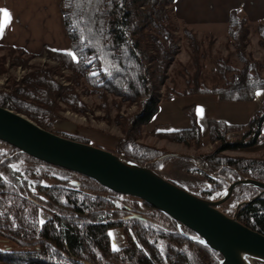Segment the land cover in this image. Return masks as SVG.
I'll use <instances>...</instances> for the list:
<instances>
[{
  "label": "trees",
  "instance_id": "1",
  "mask_svg": "<svg viewBox=\"0 0 264 264\" xmlns=\"http://www.w3.org/2000/svg\"><path fill=\"white\" fill-rule=\"evenodd\" d=\"M60 14L76 60L66 52L52 50L46 51L48 57L70 70L77 86L81 80L88 83L89 93L102 100L103 108L108 96L138 106L137 113L124 123L130 125L129 129L123 127L125 136L115 140L112 154L117 157L122 154L126 161L152 171L170 160L192 162L197 158L201 166L193 173L201 177L202 183L199 190L189 193L206 201H218L237 181L264 183V157L224 155L258 144L263 137L264 111L246 126L210 120L208 141L217 146L208 154L184 157L138 142L141 128L156 114L161 101L175 96L215 95L224 102H248L257 91L264 90V58L256 61L246 53L249 23L239 8L229 12L227 35L241 67H234L228 58L218 59L214 69L223 82L221 86L207 87L201 82V41L190 28L181 27L194 70L182 92L165 86L168 70L180 50L178 27L173 23L174 0H60ZM256 30L259 45L264 47V18L257 23ZM1 50L8 53L13 65L26 63L25 51ZM4 60L0 58V63ZM160 86H165L164 95L158 92ZM58 101L76 112L86 111L73 88L62 87L53 80L51 69H33L18 84L10 85L8 91H0V107L24 115L57 136L89 145L88 139L62 130L66 123L57 115ZM185 111L190 128L178 131L157 128L151 136L200 148L201 132L194 108ZM237 132L240 136L236 141L226 139L229 133ZM22 165L60 170L76 180L33 184L19 171ZM261 192L250 185L236 187L217 210L264 236ZM159 218L171 228L157 227ZM112 228H122L126 238V245L115 251L109 235ZM0 236L23 249L0 250V264H221L222 261L221 255L199 241L192 231L144 201L119 195L89 178L40 162L1 141Z\"/></svg>",
  "mask_w": 264,
  "mask_h": 264
},
{
  "label": "rangeland",
  "instance_id": "2",
  "mask_svg": "<svg viewBox=\"0 0 264 264\" xmlns=\"http://www.w3.org/2000/svg\"><path fill=\"white\" fill-rule=\"evenodd\" d=\"M237 8L242 11L249 23L246 53L253 60L261 61L264 58V47L259 45L256 25L262 21L264 17L255 23H251L247 16L249 13L247 8ZM233 9H236V7ZM58 10L60 13V0ZM175 16L174 13L173 23L178 27L176 37L180 50L174 63L168 70V80L165 86L169 89L175 88L177 92H182L186 88V81L192 78L194 70L190 66V50L187 41L180 30L182 26L186 25ZM186 27L194 31L197 39L201 41L203 51L201 82L207 87L223 85L222 80L214 69L215 62L218 59L228 58L234 67H241L240 62L234 54L233 46L228 40L227 22L224 23L221 28L219 27L211 31L202 29L201 27V29L191 26ZM62 32L65 35L62 42H69L65 29ZM2 48L0 46V58L3 57L5 60L0 63V65H2V71L0 72V91H8L10 85L18 84L31 73L33 69H51L53 80L62 87L73 88L79 100L86 105V111L84 113H79L71 109L64 102L58 101L57 115L66 123L62 130L72 131V133L88 139L90 146L98 147L107 152H111L114 149L116 139L125 136L123 127H126L127 130L130 125L128 124L129 126L127 127V124L125 126L124 123L137 113L138 106L136 104L129 105L121 102L118 98L108 96L106 108H103L102 100L99 99L97 95L89 93V84L81 80L80 84L77 86L71 79L72 72L62 67L60 63L50 59L46 49L37 55L26 53L27 55L23 57L26 59V63L13 65L12 58L7 55L8 53L5 50H1ZM28 56H31V58L28 59ZM165 86L159 87L158 92L160 95L165 94ZM257 93H259V95ZM191 106L194 108L197 124L201 132L202 142L200 148L196 150L193 147H185L182 144L171 143L151 136V132L157 128L165 131H178L190 128L191 121L185 109ZM263 111L264 90L257 91L254 98L248 102H224L219 100L215 95L175 96L172 100L161 101L156 114L141 128L138 142L157 149H163L170 154L184 157L208 154L213 152L217 146V144L208 141V123L210 120L222 121L230 126H246L253 118L260 115ZM54 130L62 131L57 128ZM262 134L263 137L258 144L237 152H225L224 155L232 157H264V126L262 128ZM239 136L240 133L238 132L229 133L226 139L230 142H234ZM118 157L124 159L122 154ZM200 166L197 158H194L192 162L174 159L163 163L161 168L154 172L188 192H195L199 190L202 179L198 174L193 173V171L199 169ZM19 168L23 176L33 184L40 183L42 185H51L54 183L55 179L76 180L75 176L56 169L33 167L29 165H22ZM159 221L160 224H156L157 227L164 229H166V227L171 228L170 224L162 218H159ZM109 235L112 249H114V246L116 249H119L126 245V238L122 228H112L109 231ZM0 250L16 252L23 249L19 245L0 236ZM253 264H264V262L254 259Z\"/></svg>",
  "mask_w": 264,
  "mask_h": 264
},
{
  "label": "water",
  "instance_id": "3",
  "mask_svg": "<svg viewBox=\"0 0 264 264\" xmlns=\"http://www.w3.org/2000/svg\"><path fill=\"white\" fill-rule=\"evenodd\" d=\"M0 141L50 166L89 178L100 186L139 199L192 231L198 240L221 255V264H243L242 256L264 262V236L217 210L233 189L264 183H232L218 201H206L141 167L98 147L57 136L24 115L0 107Z\"/></svg>",
  "mask_w": 264,
  "mask_h": 264
},
{
  "label": "crops",
  "instance_id": "4",
  "mask_svg": "<svg viewBox=\"0 0 264 264\" xmlns=\"http://www.w3.org/2000/svg\"><path fill=\"white\" fill-rule=\"evenodd\" d=\"M58 4L59 0H0V9L11 15L8 21L1 13L0 24L6 27L0 34V46L32 55L44 49L69 53V42H62L65 35ZM235 7L247 8L251 23L264 17V0H174L179 21L209 31L221 28Z\"/></svg>",
  "mask_w": 264,
  "mask_h": 264
},
{
  "label": "snow or ice",
  "instance_id": "5",
  "mask_svg": "<svg viewBox=\"0 0 264 264\" xmlns=\"http://www.w3.org/2000/svg\"><path fill=\"white\" fill-rule=\"evenodd\" d=\"M0 13H2L3 17L7 18L8 21L11 20V15H10V13L8 12V10H6V9H0ZM5 27H6L5 24H0V34L3 33ZM67 54H68L69 56H71L72 59H73L74 61L76 60V57H75L71 52H69V53H67ZM257 94L259 95V93H257ZM41 223H43V221H41ZM113 250H114V251L117 250V249L115 248V246H114V249H113Z\"/></svg>",
  "mask_w": 264,
  "mask_h": 264
},
{
  "label": "bare ground",
  "instance_id": "6",
  "mask_svg": "<svg viewBox=\"0 0 264 264\" xmlns=\"http://www.w3.org/2000/svg\"><path fill=\"white\" fill-rule=\"evenodd\" d=\"M254 259L247 256H242L243 264H253Z\"/></svg>",
  "mask_w": 264,
  "mask_h": 264
}]
</instances>
